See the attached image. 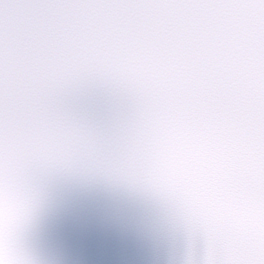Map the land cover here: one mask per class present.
I'll use <instances>...</instances> for the list:
<instances>
[{"label":"snow or ice","instance_id":"obj_1","mask_svg":"<svg viewBox=\"0 0 264 264\" xmlns=\"http://www.w3.org/2000/svg\"><path fill=\"white\" fill-rule=\"evenodd\" d=\"M144 242L264 264V0H0V264Z\"/></svg>","mask_w":264,"mask_h":264},{"label":"water","instance_id":"obj_2","mask_svg":"<svg viewBox=\"0 0 264 264\" xmlns=\"http://www.w3.org/2000/svg\"><path fill=\"white\" fill-rule=\"evenodd\" d=\"M63 204L54 193L48 196L37 213L35 229L40 239L51 241L61 234ZM166 249L151 242L141 245H132L128 249V256L133 264H163L166 259Z\"/></svg>","mask_w":264,"mask_h":264}]
</instances>
